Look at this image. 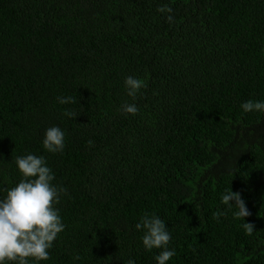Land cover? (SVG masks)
<instances>
[{
	"label": "trees",
	"instance_id": "trees-1",
	"mask_svg": "<svg viewBox=\"0 0 264 264\" xmlns=\"http://www.w3.org/2000/svg\"><path fill=\"white\" fill-rule=\"evenodd\" d=\"M248 100L264 101V0H0V198L29 153L67 190L40 264H156L134 227L145 213L171 233L167 264H264V112ZM229 188L251 235L222 203Z\"/></svg>",
	"mask_w": 264,
	"mask_h": 264
},
{
	"label": "clouds",
	"instance_id": "clouds-1",
	"mask_svg": "<svg viewBox=\"0 0 264 264\" xmlns=\"http://www.w3.org/2000/svg\"><path fill=\"white\" fill-rule=\"evenodd\" d=\"M170 19V17H169ZM127 95L135 97L143 87L140 79L127 76L124 80ZM59 104L75 103L71 96L57 97ZM244 112H264V101L248 100L240 105ZM124 113L135 115L138 107L125 103L121 106ZM65 116L74 119L76 113L65 111ZM43 148L48 153H60L65 148V132L57 126H51L44 132ZM21 179L0 198V264H35L50 259L49 250L58 235L64 231L60 211L55 207L60 202L64 187L53 183L55 174L48 166L43 155L27 154L15 159ZM222 203L228 209L235 208L234 215L244 221L251 215L245 200L239 192L227 189L222 194ZM225 213L217 211L213 214L219 219ZM137 231H142V245L146 251L160 249L154 259L156 264H167L176 254L174 248H169L172 239L165 221L155 214L145 213L134 225ZM243 228L248 235L254 232V224L245 222ZM76 259H79L77 257ZM127 264H136L129 258Z\"/></svg>",
	"mask_w": 264,
	"mask_h": 264
}]
</instances>
